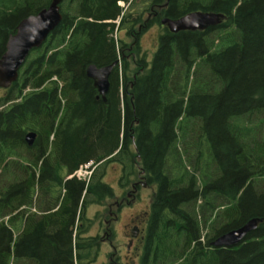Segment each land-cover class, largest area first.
<instances>
[{
    "label": "trees",
    "instance_id": "trees-1",
    "mask_svg": "<svg viewBox=\"0 0 264 264\" xmlns=\"http://www.w3.org/2000/svg\"><path fill=\"white\" fill-rule=\"evenodd\" d=\"M136 1L62 0L60 24L0 97V264L95 261L87 211L113 196L112 162L123 186L142 174L156 186L141 264H264V0H161L166 18L226 20L164 29L151 60L131 26L146 7L132 14ZM51 2L0 0V58ZM124 29L131 47L114 40ZM117 60L103 100L87 68ZM88 164L91 176L77 177ZM254 218L239 245H211Z\"/></svg>",
    "mask_w": 264,
    "mask_h": 264
},
{
    "label": "water",
    "instance_id": "water-1",
    "mask_svg": "<svg viewBox=\"0 0 264 264\" xmlns=\"http://www.w3.org/2000/svg\"><path fill=\"white\" fill-rule=\"evenodd\" d=\"M61 2L62 0H52L47 8L23 19L16 32L9 37L6 50L0 58L1 87L7 89L19 78V72L31 51L41 47L51 32L60 24L62 20ZM225 20L226 15L223 13L192 11L178 19L165 18L162 20V25H165L172 33L204 31L220 25ZM118 64L117 60L108 66L99 67L91 64L87 68V77L93 81L94 87L103 100H106L110 89V76ZM35 139V132L30 131L26 134L25 140L29 146L34 144ZM261 222V219L254 218L243 226L218 236L211 245L217 248L239 245L251 231L257 229Z\"/></svg>",
    "mask_w": 264,
    "mask_h": 264
},
{
    "label": "rangeland",
    "instance_id": "rangeland-1",
    "mask_svg": "<svg viewBox=\"0 0 264 264\" xmlns=\"http://www.w3.org/2000/svg\"><path fill=\"white\" fill-rule=\"evenodd\" d=\"M150 1L152 0H137L135 7L131 8V13L135 14L134 12L142 10L146 5H148V3H150ZM140 24L143 23L140 21ZM162 31L163 29L156 24L148 28L141 35V53L146 54L149 60L154 57L155 52L157 51L158 37ZM113 37L117 45L119 39H123L127 43L128 47L133 46L134 39L125 35V29L115 32ZM127 53L130 54L129 51ZM127 53L126 55L132 62L131 57ZM132 68L134 71L136 70L134 66ZM5 90V88L0 86V97L5 94ZM92 168L93 166L91 167L90 164L86 167L84 166L80 172L79 178H89L91 176ZM122 176L121 166L115 162L109 163L105 169L104 181L113 188V196L102 201L101 205H92L88 208L87 217L92 220L90 234L100 237L98 255L95 261L89 262L88 264H114V256L112 257V254L114 253L113 246L116 245L120 253H125V242H127V240L123 236V231L126 230V226L130 222L133 214H137L140 211H150L156 186L153 184H147L144 178L138 176L132 178L126 186H123L121 179ZM128 194H130V196H128ZM121 200L131 203L127 205V203L124 202L126 207H123L120 213H118L116 203H120ZM131 205L134 206L133 209L129 208V206L132 207ZM100 222H102V225H100ZM107 227H109V229H114L115 232L114 239L111 242L107 239L109 234H105V231L107 232ZM102 237L106 238L103 239ZM121 260L123 261V258H121Z\"/></svg>",
    "mask_w": 264,
    "mask_h": 264
},
{
    "label": "flooded vegetation",
    "instance_id": "flooded-vegetation-1",
    "mask_svg": "<svg viewBox=\"0 0 264 264\" xmlns=\"http://www.w3.org/2000/svg\"><path fill=\"white\" fill-rule=\"evenodd\" d=\"M168 6H169L168 1H165V2H162L161 0L160 1L159 0L150 1V3L146 5V7L143 9V12H142L141 17H142L143 24L137 23L135 25L136 21H135V18L133 17L134 19H132L133 23L131 24V26H133L134 28L137 27L139 31L138 33H141L142 30L146 31L148 28L156 24H158L163 30L168 29L165 25H162V20L166 18L162 16L163 15L162 12H164V10L168 8ZM127 7L128 5H126V8L124 10H126ZM150 21L152 22V24L151 26H148V23ZM125 33H126V30H125ZM131 38L134 39V42H133V45H134L136 42L135 35H132ZM140 39L141 37L139 38V40ZM138 177L143 178L142 175H139ZM128 196H130V194H128ZM124 202L127 203V205L131 203L125 200H121L120 203L117 202L116 204H117L118 213H120L123 207H126ZM133 207L134 206L132 207L129 206L130 209H133ZM149 215H150V211H147V212L140 211L137 214H133V216L130 219V222L126 226V230L123 231V234H124L123 236L127 240V242H125L126 244L125 253L124 254L122 252L120 253L116 245L114 246L112 245L114 249V253L112 254V257L114 256V264H123V263L124 264H141V259L143 257L144 246L146 242ZM100 225H102V222H100ZM105 234H109L108 235L109 237H107L108 241L111 242L114 239V236H115L114 229H109V227H107V232L105 231ZM121 258H123V261L121 260Z\"/></svg>",
    "mask_w": 264,
    "mask_h": 264
},
{
    "label": "built area",
    "instance_id": "built-area-1",
    "mask_svg": "<svg viewBox=\"0 0 264 264\" xmlns=\"http://www.w3.org/2000/svg\"><path fill=\"white\" fill-rule=\"evenodd\" d=\"M80 172H81V170H80V171H78V175H80Z\"/></svg>",
    "mask_w": 264,
    "mask_h": 264
},
{
    "label": "clouds",
    "instance_id": "clouds-1",
    "mask_svg": "<svg viewBox=\"0 0 264 264\" xmlns=\"http://www.w3.org/2000/svg\"><path fill=\"white\" fill-rule=\"evenodd\" d=\"M120 3H122V2H119V5H120Z\"/></svg>",
    "mask_w": 264,
    "mask_h": 264
}]
</instances>
